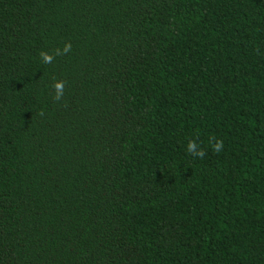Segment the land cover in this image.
<instances>
[{
    "label": "trees",
    "instance_id": "obj_1",
    "mask_svg": "<svg viewBox=\"0 0 264 264\" xmlns=\"http://www.w3.org/2000/svg\"><path fill=\"white\" fill-rule=\"evenodd\" d=\"M0 264H264V0H0Z\"/></svg>",
    "mask_w": 264,
    "mask_h": 264
},
{
    "label": "clouds",
    "instance_id": "obj_2",
    "mask_svg": "<svg viewBox=\"0 0 264 264\" xmlns=\"http://www.w3.org/2000/svg\"><path fill=\"white\" fill-rule=\"evenodd\" d=\"M72 51V44L71 42H66L64 44V47L56 48L53 52H47V51H40L39 57L42 60L44 64H51L56 56H63L67 55ZM66 81L61 79H54V83L52 84V88L54 90V101H61L65 94V87H66ZM40 115H43V112L41 111L39 113ZM214 143L212 144L213 151L216 153H220L223 150L224 144L223 140H217L215 137L211 138ZM187 151L194 157H199L203 159L206 155V152L203 148H200L197 144V140L190 139L187 145Z\"/></svg>",
    "mask_w": 264,
    "mask_h": 264
}]
</instances>
